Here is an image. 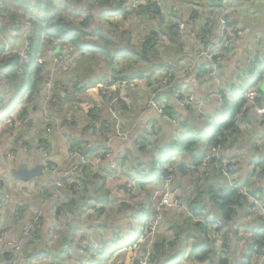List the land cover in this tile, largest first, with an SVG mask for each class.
Listing matches in <instances>:
<instances>
[{"label":"trees","instance_id":"1","mask_svg":"<svg viewBox=\"0 0 264 264\" xmlns=\"http://www.w3.org/2000/svg\"><path fill=\"white\" fill-rule=\"evenodd\" d=\"M207 1L209 2L207 5L213 6L212 10L217 11L216 17L221 15V7L224 5L225 0ZM229 1V7L230 9H233V12L229 13V16H232L229 22H231V25L235 26L241 33L239 36H233V42L231 45L232 53L235 48L237 49L236 46L240 45V43L244 40L245 26L242 24L240 19L242 17L241 11H244V8L248 9V6L250 5L248 3H251L252 1L260 2L262 0ZM146 2L147 5L145 6L144 11L146 13H153L157 24L162 26V28L160 32H152L149 37H145L146 42L143 44L140 53L133 51L134 55L141 58L143 63L146 62L145 59L148 56L150 58H155L158 61L162 59V55L159 51L165 44L162 45L159 42H156L157 40H153L154 38H158L159 35L163 37L167 35L168 40L175 42L177 46L181 43L177 40L180 35L179 32H172V29L175 26L176 28L180 26L179 23L172 25V22H170L171 26H163V23L167 18V15H165L162 11L164 8V2L161 5H158L152 0H146ZM124 3L125 0H86L85 3L83 0H1L0 7L2 11L11 10L12 12H15L23 21H29L30 26L24 24L25 33L27 34L26 40L30 43V51L28 53L31 52V42L33 43V39L35 38L37 32H39L41 37H44V39L41 40L43 46V55L41 60L43 63H34L31 66L26 83H24L23 80V75L25 74L24 69L25 65L30 61H21L18 53L22 49V46L12 50L14 54L12 51L4 53L3 48H1V44L4 42L0 38L2 42L0 44V73L4 79V81L0 84V102L2 101L3 96L14 89L23 88L30 94L27 99L28 101L26 102V106L20 105V98L18 99V105L16 106L17 118L22 119L26 117L27 119V122L24 125L25 128H30V126L34 123V115H38V112H36L37 104L30 107L28 103L36 97L40 98L42 96V83L47 81L49 78L48 75L51 73L49 71L53 67L55 53L58 57L62 58V60L69 57L71 53H73V55L77 53L78 59H75L76 62H81V54H84V56L89 55L92 59L100 58L102 60L108 59L114 61L118 60L117 55L120 52L132 54V51L129 48H124L115 41L110 40L111 36L119 38L120 34L126 31V29H121L115 18L116 16H121L122 21H125L128 14L126 13ZM88 4L91 5V10L89 9ZM172 8H175V6H172L171 9ZM250 9L254 11V7L251 6ZM59 10H63L64 13H58ZM174 13H177V9ZM192 14L194 20L199 18V14L196 10H194ZM11 18L13 20L14 16L11 15ZM0 19L4 20L2 13H0ZM208 20L209 19H207V24ZM89 22H91V24H88ZM217 23L218 20H214L213 25ZM207 24L199 23L198 28L201 29L199 32H201L202 35H205L206 32L209 35L212 34V39H216L219 36V30L217 27L215 28L212 26L211 30L207 31ZM91 37H95L97 41L95 42ZM123 38L124 37H120L118 41H121ZM258 39L259 37H257L256 40ZM261 39L264 38L260 37L259 40ZM45 40L49 42L47 45L44 44ZM129 41L130 37H127V41L125 43L129 44ZM260 42L264 44L263 40ZM52 43L57 45V49L53 48V55L50 56L46 54V52L47 46ZM65 45L68 46V49L66 50V53L61 54V48ZM208 45L209 43H205L202 45V48L205 49ZM144 46H148L147 51ZM110 47L117 49L119 52L111 50ZM148 51L152 52V54H149ZM180 51H182V49H180ZM260 52L263 53L260 55ZM164 54L166 57H171L169 50L165 51ZM256 54L257 56L253 61H251L250 58L245 61L243 67L240 65L237 66L236 71L234 72L235 77L227 79V77L224 78V76L221 77L220 75V78H222V87L220 92L223 102L221 105L216 103L214 107L209 110L205 109L207 111L208 118L202 117L205 105H203V108L201 107V113L191 110L186 111L189 115L196 114L194 118L200 121L199 123L202 125L201 129L194 128L192 121L187 117L179 115L180 119H175L174 116L171 115V118L177 122V125L170 123L175 130L182 125L185 126L188 122L190 124L188 130L185 129V134H182L179 137L180 146L176 152L170 150V152H167V155L162 156L158 160L155 159V156H153L154 153L151 152V158L148 164L135 159V161L138 162L137 165L131 159L130 155L126 153L124 154V158L114 157L112 159V164L108 173L104 172L103 169L106 168H102V165L99 164V159L97 168L93 165L83 167L84 172L80 182L82 195H80L79 191L73 189L72 184H67L66 181H64V186L61 188L53 186V180L50 174L46 172L45 167H43L42 176L28 183L13 179L11 171L17 169L20 165L14 164L13 162H16V160H12L11 157H7L6 151L2 152L0 159L3 160L4 163L0 162V178H2L3 175L8 173L10 174L13 182L11 187L12 193H14L13 190H15L16 181L23 184L24 188L23 186L21 187L23 190H28L29 183H34V187L32 189L36 194L31 196L37 198L34 200H24L18 197L15 198L14 208L16 209V212H19L20 214L18 215V213H16V224L19 223V228L22 229L26 225H30L31 221L38 216L40 225L37 229L33 230V240L31 242L26 240L22 243L21 253L7 250L4 251L3 255L2 252L0 258L2 257L6 261L0 262V264H11L10 260L16 259L19 254L25 258L20 264H123L126 261L125 258H129V254L131 257L137 259V262L133 261L130 264H138L139 261L143 260V254L146 253V251H149L147 249L148 242H143V237L148 232L150 226L154 223L157 215L160 216V219L156 227V235L150 245L147 264H264V213L261 209L260 213L256 212L259 210L256 208L258 204L262 205L258 201H264V149L261 152L260 145L255 141L256 137L252 136L245 144L247 159L252 155L253 156L245 164V166H243L244 164L242 166L238 165V168H236V171L245 170V173H243V181H246L245 184H235V187H230L228 193L221 196V198H218L210 191L202 197L205 201L209 198L206 214L211 215L215 213L216 215L213 214L216 216L215 221H208L207 218L203 216L204 211L201 212V208L197 207V203L194 200L193 202L190 201L191 203L188 205V209L193 211L198 219H200L195 233H191L187 230L188 227L186 225L190 224L191 218H187L185 209H183V211H179L160 207L158 206V196L156 195V192H160L163 189V179L166 175H168V173H176L177 182H180V179H188L191 171V163L187 165L184 160L190 158L196 163L211 147H220L225 150V147L228 144H231V140L237 135V131L240 130V126L246 125V123L250 124L248 119H252L250 117L252 115V113H250L251 108H248L243 114H241L242 107L245 102L244 98L248 91L255 90L261 97L257 103L264 106V48L261 49V51L257 50ZM65 55L66 57H64ZM183 56V61H181L182 57H178L174 60V64L178 62L186 63L188 58L185 55ZM7 57L11 59L5 66L4 60ZM260 57H263V59L260 60ZM228 58L229 57L227 56L225 59L226 61L222 62L220 68L227 64ZM164 63H162V65H164ZM99 64L100 63L97 65ZM66 65H68V62H66ZM126 66L128 67L125 69ZM130 66L131 65H129L127 61L124 62V65L120 68L115 66V71L125 73L129 78L140 77L144 79L149 78L160 70L159 68L158 70L150 72V75H146L148 72L144 71L143 75L138 76L134 72L130 73L128 71ZM172 68L173 67L169 69ZM46 69L49 71L46 72ZM199 69V71H204V66L201 65ZM54 70L55 71L52 72L53 74L57 71V68ZM68 70L69 65L66 72ZM64 73L65 71H63V74ZM63 74L61 76V81L65 80V78H63ZM111 74H114V72L110 71L109 75ZM66 75H69L70 78L72 76V72H67ZM243 75H246V79L247 77L250 79L254 78L253 80L251 79L249 88H247L236 100L234 107L228 109L226 107L228 100L225 91L231 95L235 85L245 81L242 79ZM199 76L200 75H198V79ZM200 80L201 82L203 81L201 78ZM6 81L9 83H7V86L4 85ZM174 81H176V78ZM212 87L214 93L215 87L210 86L209 88ZM80 89H83V87ZM66 91L69 90L67 89ZM52 99H54V101ZM59 99L60 96L58 94H53L49 97V100L52 103H58ZM53 105L54 104H52V106ZM1 106L2 103H0V107ZM19 107L22 108L20 111L18 110ZM124 107L125 105L120 108L123 109ZM125 110L126 107L122 110V113H120L119 109L118 114L124 115ZM164 110L167 114L173 113V108H164ZM101 111L102 106H97L94 110L90 109V112H94L95 115L99 113L101 114L97 115L99 120L98 122L100 124L110 123L113 129V124L115 125L114 120L110 118V115L107 112ZM220 111L223 113L221 121L211 119L212 115L217 116ZM123 115H121V119L124 121ZM254 117L259 122L257 124L260 125L258 126L260 129L258 135L264 134V127H262L264 126V121H260L256 116ZM81 119H83V117H78L80 125L84 127L77 138H74V134H69L68 132H65L66 135H64L65 138H68V140L74 138L72 140L75 144L72 143L69 146L68 144H65V146H63L66 149V154L73 151L92 158L95 155L93 153H101L98 152L97 149H88L87 147L91 146V134L96 131L98 123H92V125L88 126L85 124L84 120ZM66 120L68 119L63 117L61 120L59 119L57 121L65 125V130L68 131ZM29 121H31L32 124H29ZM50 122H52L51 119ZM144 124H148L147 121H144ZM69 126L75 128L74 126ZM86 126L87 129L83 132ZM128 126L129 124L124 122L121 125V129L125 132L128 129ZM6 127L7 126L5 124V128ZM9 129H11V127H9ZM11 131L13 132L12 129ZM110 132H112L111 129ZM210 132L213 133L209 138V142L205 144V147L209 149L202 151L200 150L201 148H198V144L202 138ZM7 134L8 131L5 129L0 136H3L2 138H4ZM51 135L53 137L50 139V145L46 140L42 139H39V143L45 144L48 148L55 150V148H52L53 144H56L59 140L63 139V136L61 135L57 137L53 134ZM142 135L144 136L143 133ZM173 140L169 143L170 145L175 143ZM137 141H139V143H143V148H146L145 145L149 142L146 135L145 138L142 137ZM99 146L102 147L100 150H109V147L105 146L104 141L97 145V147ZM178 157L182 160H179V162L176 163L175 160H178ZM42 160H39L38 164L43 166ZM103 160L105 159L103 158ZM252 160L257 161L260 166V169L257 170L255 168L253 170V173L255 174L259 171L258 177H254V174L252 177L248 176L249 163ZM156 161L159 162L158 172L157 175H152L150 170L156 171ZM171 162L173 165L171 172H169L168 167H170ZM132 164L135 165V168L142 167L145 170V175H140L138 173H136V175H132V172L130 171ZM49 165L57 166L56 163L52 162V160L49 161ZM7 166H10V169H8ZM28 166L30 165L28 164ZM137 175H139V178L136 177ZM82 179H84V181H82ZM254 179H257L255 184L254 182L249 183L250 180ZM109 181L115 183L114 187L120 188V196L113 193L110 197ZM128 184L131 185L132 189L129 190L127 188ZM159 184L160 186L157 187ZM212 184L215 183L213 182L209 185L211 186ZM185 186L186 188H189V185ZM4 187H6V185ZM242 188H246L248 190L249 195L254 197L256 204H252L251 199L248 197H245L244 201L239 200ZM104 189L107 191L102 193ZM149 189H151V191ZM202 189L204 190L205 188ZM54 191L58 195V199H52L50 197ZM0 193H2L1 190ZM43 194L46 195L47 198H43ZM256 197H258V199ZM135 201H139V203L135 204ZM154 201L155 205L153 204ZM219 201L221 202V206L218 205ZM208 206L210 208H208ZM26 208L31 210L25 211ZM251 209H255V211H252ZM23 212L25 215H22ZM175 212H178L176 215L180 219L181 224L186 227V230H180L178 221L175 220L174 216L171 214ZM46 213L48 218L51 220L50 226L47 228V230H49L47 232L49 235L48 237H46V233H44V220L46 218ZM115 214H119V216H116ZM23 219H25V221L21 224ZM118 221L122 222L121 225L118 224ZM136 222H139L142 226V233H140L135 241L132 240L128 245L118 247L117 245L122 242L125 234ZM206 226L211 227V235L215 238V241L219 242V247H222L221 251H216V244L213 243L215 241L212 237H208V232L205 233L206 236L203 237L199 234L201 231H206ZM244 226H247L246 229ZM0 227H2V224H0ZM56 227H58V230H56ZM6 229H0V233L6 231ZM51 229H53L52 233L50 232ZM20 231L18 233H20ZM240 231L242 232L241 236H239ZM58 232H63L62 234L64 236L62 242L65 245L64 248H62L64 251L60 252L57 250V254L60 257H57L51 249L45 247L37 249L38 241L41 240L43 235L44 238L47 239L50 236H53V234L58 235ZM163 232L165 233L164 235H162ZM166 233L168 235H166ZM220 233H222L221 236H219ZM229 234L230 236L228 240ZM245 236H247L248 239H244ZM240 240H243V246H240ZM190 241L195 244L193 252L189 251L188 255L185 252L182 261L179 260L180 255L185 250L184 246H188ZM84 242L90 243V246L83 250L81 245ZM133 244H137V248L135 250H131ZM126 251L129 252L126 257H124L123 254L120 256L117 254V257L113 258L116 253H126ZM177 253L180 255H178L174 261H170V259L176 256ZM222 254L225 257H222ZM233 255H239V258H235Z\"/></svg>","mask_w":264,"mask_h":264},{"label":"rangeland","instance_id":"2","mask_svg":"<svg viewBox=\"0 0 264 264\" xmlns=\"http://www.w3.org/2000/svg\"><path fill=\"white\" fill-rule=\"evenodd\" d=\"M84 3L86 2V0H83ZM153 2H156L158 5H161L164 2V8H163V12L165 15H167V18L165 20V22L163 23V26L167 25V26H171L170 22H172V25H176V24H180V26H178L176 28V26L172 29V32L178 31L179 32V37L177 38L178 41H180L181 43L177 46V44L175 42H172L170 40H168V36L165 35V37L159 35L158 38H154L153 40L156 42H159L160 44H165L161 47L160 49V53L162 55V59L160 61H158L155 58H150L149 56L146 57L145 59V63L142 62L141 58H138L136 55H134V52L140 53V50L143 46V44L146 42L145 37H149L150 34L152 32H160L162 26H159V24H157V21L155 19V16H153V13H146L144 11L145 6L147 5L146 0H125L124 3V7L126 8V13L128 14V16L126 17L125 21H122L121 16H116V21L119 23L121 29H126V31H124V33L120 34V37H124L121 41H118L119 38H116L115 36H111L110 40L111 41H115L116 43H118L119 45L123 46L124 48H129L132 51V54H127L126 52H120L117 56H118V60L114 61V60H102L100 58H95L92 59L90 58L89 55H85L81 54L80 58H81V62H76L75 59H78V55L77 53L75 55H73V53H71V55L69 57H66V55L64 57H66L65 60H63L64 66H67L68 69V65H69V70L67 72H72V76L69 78V75H66V71L63 74V70L57 68V71L53 74L51 71L46 69V72H51L48 77L54 82L51 83L50 81V85L53 86L54 88H56L57 90H61L60 86L58 85L59 83L63 84L65 83V89L63 91L57 92V91H53V93L58 94L60 96L59 102L58 103H52L49 100V91L51 89L54 88H45L43 90V94L42 96L36 97L34 100L30 101L28 103V105L31 106H35L36 104V112H38V114H40V119H38V116L35 118L34 115V123L32 126H30V128H25L24 126H21V122H23V119H18L16 114V106L18 105L17 101L20 98L21 102L20 105H25L26 106V102L28 101L27 99L29 98V93L26 92V90H24L23 88H18V89H14L11 92H9L8 94H6L5 96L2 97V101L0 103H2V106L0 107V134L3 133V131L5 129H8V126L12 127L17 126L20 124L21 129L23 132H25L27 135L24 136L25 140H27V142H29V146L27 150V161L29 159H33L35 153L39 152V148L37 146V143H39V139H37L38 136H42L44 138H46L45 140L49 141L50 138H52L53 136L51 134H46L44 131V127L46 125V123L48 122V126L53 125L55 121L57 120H61L63 117L67 121V129L68 131H62V136L63 139H61V141L64 144H68L69 146V141L71 142V144H75V142L72 140L74 138H77V136H79V134L81 133V130L83 129L84 126L80 125V121L78 120V117L82 118L81 120H84L85 124L90 126L92 125V123H98L96 126V131L91 134V146H87L88 149H97L98 152H101L102 147L99 146L97 147V145L100 144L101 142V138L99 137V125L100 123L98 122V116L97 115H101L100 113L95 115L94 112H90V109H95L97 106L101 107L102 106V111L106 112L107 108L106 106L103 104L102 99L100 98V95L104 92V90L102 88H100L99 85H103V83L106 80H109V70H107L106 65L110 68V70L112 72H116L115 71V66L117 68H120L122 65H124V62L128 61V64L131 65L130 67H135V72L138 76L143 74L142 70H149L147 71L148 74L146 75H150V72H153V69H159L158 73L163 74L167 69L172 68V70L174 71V73L176 74V72L179 69H182L183 67V63H178V64H174V60H176L178 57H182L181 61L184 60V56L185 55L187 58H191L194 53L200 48V44L201 46L204 45L205 40H200L199 37L202 36V33L199 32L198 28V24L199 23H206L207 24V19L208 20V24L206 25L208 28L207 31H209V28L213 27H217V24L220 23L219 18H229L231 19L232 16H229V13L233 12V9L226 8V4L228 5L229 2L228 0L224 1V5L221 7V15H219L218 17H216V12L213 9V6L211 5H207L209 4V2L207 0H152ZM0 4H1V0H0ZM166 4V6H165ZM204 7H203V6ZM172 6H175V8H172ZM89 7V4H88ZM91 10V7L89 8ZM177 9V13L176 12ZM196 10L199 14V18L197 20H194L193 18V14L192 12ZM174 11V12H172ZM0 13H2L3 18H4V22L8 23V30L5 34H1V35H7L10 39L9 42L7 40H5L6 46L5 44H1V48H3V52L4 53H8L11 52L12 50L10 49H15L17 44L21 42L22 38H26L25 34V25L22 22L23 20L15 13L12 12L11 10H5L2 11L1 7H0ZM58 13H64L63 10H59ZM11 15L14 16L13 20L11 18ZM214 20H218V23L213 25ZM105 21V20H104ZM183 22V23H182ZM88 24H91V22H89ZM231 25V22H230ZM235 30L236 27L231 25ZM218 28V27H217ZM212 35V34H211ZM209 36L206 32L205 37ZM237 36V35H235ZM127 37H130V41L128 42L129 44H126L125 42L127 41ZM95 42L97 41V39L95 37H91ZM44 37H41V35L39 34V32H37L35 38L33 39V43L31 42V52L28 53L29 55V59L30 62L28 64L25 65V74L23 75V80L24 83L27 82V77H28V73L31 69V66L35 63L37 64L42 58L43 55V46L41 43V40H43ZM11 40V43H10ZM44 42L49 43L47 40H45ZM129 46V47H128ZM264 44L262 42L258 43V48L259 47H263ZM21 47V45H20ZM10 48V49H9ZM53 48L57 49V45H55V43H52L51 45L47 46V52L46 54L52 56L53 55ZM111 50L113 51H118L117 49L110 47ZM145 50H148V46H144ZM196 48V49H195ZM62 52H60L61 54L66 53V50L68 49V46H62ZM180 49H182V51H180ZM169 50L170 54L172 56L175 57H166L164 52ZM72 52V51H71ZM119 52V51H118ZM193 52V53H192ZM115 53V52H114ZM149 54H152V52L148 51ZM55 58H60L57 56V54L55 53ZM11 58H6L5 61V66L6 64L9 62ZM62 59V58H61ZM261 60V59H260ZM66 62H68V65H65ZM165 62V63H164ZM98 63H100L99 65H97ZM162 63H164V65H162ZM152 64V65H151ZM151 65V66H150ZM178 66V67H177ZM128 66L125 67V69ZM142 68V70H141ZM106 70L107 73H104L100 76L95 77V74H99L102 71ZM132 73V71L130 72ZM157 73V72H156ZM179 73H181V71H179ZM224 70L221 71V74L223 75ZM63 74V78H65L64 81H61V76ZM125 74V73H124ZM126 75V74H125ZM145 75V76H146ZM127 76V75H126ZM153 77V76H152ZM80 78V79H79ZM176 79H178L180 82H186L188 81L187 79H183L181 77V75L179 74L178 76L175 77ZM254 78V77H253ZM253 78H251L253 80ZM49 79V80H50ZM134 79H140V77H134ZM245 81L242 83H238L235 85L234 89L231 92V95H229V93L227 91H225V93L227 94V100H228V104H227V108L231 109L234 107L236 100L239 98V96L247 89L249 88V83L251 82V79L247 77L246 79V75H243V78ZM141 80V79H140ZM142 80H148V79H142ZM2 81H4L2 74L0 73V84L2 83ZM175 82V81H174ZM7 81L4 83L5 86H7ZM56 83V84H55ZM9 84V83H8ZM176 84V82H175ZM219 84L222 85V78H220L219 80ZM81 87H83V89H80ZM69 91H66V90ZM100 89V90H99ZM203 90V89H202ZM178 92L181 93L183 96L185 95V92L188 93H192L193 92L188 88V87H184V84L181 83L178 86ZM67 95H73L71 100H67L66 96ZM131 95V94H129ZM127 95L124 98H121V101L123 99V102H125V106L128 105V101H132L131 97ZM194 95V94H193ZM132 96V95H131ZM145 96V95H144ZM196 97V96H195ZM133 98V96H132ZM135 99V98H133ZM54 101V99H52ZM24 103V104H23ZM133 103V102H131ZM52 104H54L52 106ZM172 107H175L174 102L172 101V98L170 96V94H166V99H165V103H164V108L165 109H170ZM200 105L196 106V109H200ZM22 108L19 107L18 110L20 111ZM120 109V113H122L121 108ZM119 109H117V113L119 111ZM101 111V112H102ZM174 111V109H173ZM191 111H195V106L194 109ZM91 113V114H89ZM182 113V112H179ZM126 114V113H125ZM123 115V114H121ZM120 114H118L119 117H121ZM175 119L179 118L178 114H174L173 115ZM191 116H196V114H193ZM202 117L203 118H208L207 116V111L205 109H203V113H202ZM59 118V119H58ZM110 118L112 120L115 121V119L110 116ZM188 119L191 120V117L188 115L187 116ZM223 118V113L220 111L218 112L217 116L212 115L211 119H216L218 121H221V119ZM50 119L52 120V122H50ZM13 120V121H12ZM15 120V121H14ZM198 120V119H197ZM7 123V124H6ZM6 124V128L5 129H1V127L3 126V128L5 127ZM74 126L75 128L70 127ZM57 126V125H55ZM55 126H51V127H55ZM151 126L153 127L152 130H150V133H148V131L146 130L145 134H146V138L151 142L154 143L156 141L155 137L153 136L154 132L156 130H158V125L157 124H151ZM190 127L189 122L187 124L182 125L180 127L177 128V136L176 138L173 140V142L175 141V143L173 144H169V143H165L164 145H160L157 146V149L151 150L152 153H154L153 156H155V159L158 160L159 158H161L162 156L167 155V152H170V150L173 151H177L179 146H180V142H179V137L182 134H185V129L188 130V128ZM264 127V126H262ZM12 129V128H11ZM11 129H8V134H13L11 133ZM86 128L84 129L83 132H85ZM247 128L245 127V125H242V130L241 132L239 131L240 135H243L242 132H246ZM65 132H68L69 134H74V138H72L71 140H68V138H65L64 135ZM114 132V131H113ZM213 132H210L209 134L205 135L202 140L200 141V143L198 144V148H201L200 150H204V146L206 143L209 142V138L211 137ZM1 138L3 136H0ZM0 138V143H3V140ZM36 140V141H35ZM102 141H104V136L102 137ZM256 143L260 145V150L261 152L264 149V134L262 135H258V137L256 138ZM254 144V142H253ZM230 147V148H229ZM158 149H162V150H158ZM230 149V151H232L231 156L229 155L230 152L226 153V155L223 157L222 156V152L223 149H219L218 155L212 160V162L210 163L208 169H212L214 172V177L217 179L220 178V180L222 182L220 183H216L214 180L215 184H212L211 186L206 184L209 183L207 181V178L213 176V172L211 171H199L197 173V171H190L189 177L188 179H183L182 182L183 184L186 185H190V191L188 194H186L183 198L186 199V204H185V212H186V216L187 218H191V222L190 224H187L186 226L188 227L187 230L191 233H195L196 228L198 227V222L200 221V219H198V217L196 216V214L193 211H190L188 209V205H190L191 202H193V200L197 203V207L201 208L200 211H204L203 212V216L207 218L208 221H215V215L211 214H206L207 211V205L209 203V198L205 201L202 197L203 195L207 194L208 191H210L211 193L215 194L218 198H221V196H223L224 194L228 193L230 187H235V184L237 185H243L245 184L246 181H243L241 178L243 176V171H236V168H238V165H243L244 163V158L245 155L243 152L245 151V148H238L237 145L234 144H228L227 145V151ZM199 150V151H200ZM38 151V152H37ZM103 152V151H102ZM163 152V153H162ZM96 154V153H93ZM178 160H175L176 163L179 162V160H182L180 157H178ZM218 160V161H217ZM235 160V161H234ZM27 161H23L22 163H27L30 165V163L32 162H27ZM220 162L223 166L225 171H228L227 167H230L231 170L230 172H228V176H229V183L226 179L225 175H219L218 173H216V171L214 170V164L217 162ZM198 162L194 163V164H198ZM135 164L137 165L138 162L135 161ZM172 165L173 163L171 162L170 167H168V171L171 172L172 170ZM8 167V166H7ZM10 167V166H9ZM8 167V169H10ZM158 168H159V162L156 161V171L155 170H150L152 175H157L158 172ZM260 169V166L258 165V162L255 160L250 161L249 163V177H252L254 174V177H258V172L253 173L254 169ZM80 172L82 173L83 176V172H84V168L80 170ZM206 172V173H205ZM136 173L142 175H145V170L141 167V168H136L134 169V175H136ZM139 175H137L136 177H138ZM139 178V177H138ZM82 181H84V179H82ZM192 181V182H191ZM255 181H257V179L254 180H250L249 183H253L255 184ZM12 182V178L10 177V174H6L3 175L2 178H0V190L2 193H0V224H2V227H0V229L5 230L7 227H9L11 229V226H14L17 232H19L21 230V228H19V223L16 224L15 221V216L16 213L19 214V212H16V209L14 208V204H15V198H22V199H26V200H34L37 199L34 196L36 194L35 192H33V187H34V183H29L28 190H23L24 186L21 182L16 181L15 182V190L14 193L11 192L10 187H12L11 185ZM6 185V187L4 186ZM72 185H74L72 183ZM203 185V186H202ZM23 186V188H21ZM205 188L204 190L201 188ZM106 188V187H105ZM31 189V190H30ZM196 189V190H195ZM243 189V188H242ZM242 189H241V194H242ZM246 189V188H245ZM151 191V189H149ZM247 190V189H246ZM246 190H243V195L245 196L244 193H246ZM107 190H103L102 193L106 192ZM176 192H179L178 190H176ZM80 195H82V191L79 192ZM248 193V198H254L252 195H249V192L247 190ZM52 195V194H51ZM50 195V196H51ZM56 193L55 191L53 192V196H55ZM240 196L239 200H244L243 197ZM43 198H45L44 194H43ZM60 198V197H59ZM237 198V197H236ZM258 199V197H256ZM134 201V200H133ZM132 201V202H133ZM191 201V202H190ZM259 203H261L262 205L258 204V206L256 207L257 209L262 208L264 209V201H258ZM139 203V201H135V204ZM219 206H221V202L219 201ZM208 208H210L208 206ZM30 211L31 209L26 208L25 211ZM252 210V209H251ZM22 211V210H20ZM24 211V212H25ZM40 211V210H38ZM183 211V210H181ZM252 211H255V209H253ZM263 213L264 211L261 210ZM260 209L257 210V213L261 212ZM23 212L22 215H25ZM264 217V214H263ZM203 218V217H202ZM25 221V219H23L21 221V224ZM179 225H180V230L184 231L186 230V227L183 226V224L180 223L179 218L177 219ZM203 226V225H202ZM215 226V225H214ZM217 226V225H216ZM247 226H244V228L246 229ZM56 230H58V227H56ZM12 231V230H10ZM10 231L6 232V235L8 236ZM142 226L140 225L139 222H136L135 224L132 225V227L130 228V230L125 234V236L123 237L122 242H120L117 246L118 247H122L124 245H128L130 241L132 240H136L137 237L140 235V233H142ZM50 232H53V229L50 230ZM66 232V231H65ZM208 232V233H207ZM4 233V231H3ZM63 232H58V235H54L50 236L49 238H41V240L38 241V245H37V249L45 247L48 249H51L53 253L56 254L57 257H60L57 254V250H59L60 252L64 251L62 250V248H64V244L62 242L63 240ZM208 235V237H212L211 235V227H207L206 226V231H201L199 234H201V236H206V234ZM165 233L163 232L162 235H164ZM5 235V233H4ZM19 235V233H18ZM46 237H48V233L45 234ZM166 235H168L166 233ZM222 233L219 234V236H221ZM242 235V232H239V236ZM250 235V234H249ZM229 236L228 235V240H229ZM52 238V240H51ZM215 241V238L212 237ZM248 237L245 236L244 239ZM240 246H243V240H240ZM88 243V242H87ZM86 242H84L81 245V248L84 250L86 249L88 246H90L89 244H87ZM214 244H216V251L219 252L221 251L222 247H219V242L215 241L213 242ZM194 246L195 244H193L191 241L189 243L188 246H184L185 250L184 252L180 255V254H176V256H174L173 258L170 259V261H174L176 259V257L178 255H180L179 260L182 261L183 259V255L186 252L187 255L190 252H193L194 250ZM97 247V246H96ZM170 251V250H169ZM3 251L0 250V255ZM129 252L126 251L122 252V253H116L114 255L113 258L117 257V254H119L118 256H120L121 254H123L124 257H126L128 255ZM4 255V252H3ZM129 258H125V262L123 264H130L131 261L137 262V259H131L130 254L128 255ZM235 258H239V255H233ZM222 257H225L222 254ZM6 260L3 259L2 257L0 258V262H5ZM52 262V261H51ZM46 264V263H45ZM49 264V263H48ZM139 264V262H138ZM190 264V263H187Z\"/></svg>","mask_w":264,"mask_h":264},{"label":"built area","instance_id":"3","mask_svg":"<svg viewBox=\"0 0 264 264\" xmlns=\"http://www.w3.org/2000/svg\"><path fill=\"white\" fill-rule=\"evenodd\" d=\"M229 4H226V8H229L230 1L228 0ZM220 23L217 25V29L219 30V36L216 39H212V35L208 34L209 36L205 37V35H202L199 37L201 40H205L207 44V48H202L200 44V48L194 53V55L191 58H188L186 63H183L182 69H179L176 74L172 69H167L163 74L160 73H154V75L150 76L149 78H144L148 80H139L134 78L127 77L122 72H115L114 74H111L109 76V80H106L103 85H99L100 88L104 90V92L100 95V98L102 99L103 104L106 106L107 110L106 112L112 116L115 119V125L113 124V129L111 124L105 123L99 125V137L101 138L104 136V144L106 147H110V143L112 140H126L127 134L121 129V125L124 123V121L121 119V117L118 116L117 109L122 107L125 102H123V99L121 101V98L126 97L127 95L131 94L133 98L141 99L143 102V110H154L159 115H163L166 119L170 121L173 125H177V122L172 120L171 118H168V114L164 110V103L166 99V94H170L172 101L175 105L180 106L181 108L189 111L193 110L195 106V112L201 113L200 109H196V106L201 107L202 103L200 100H198L195 95L192 93L185 92V95L183 96L181 93L178 92V88L175 87L174 79L179 74L183 79L189 80L192 76V74L195 72L199 74V71L196 72L195 68L198 66H204L205 73L201 74V76L205 77L206 79V86H213L215 85V91L214 95L218 99V104L221 105L223 102V98L220 92V89L222 87L221 84H219L220 80V65L222 62L226 59L228 54L231 52V45L233 42V36L237 35L239 36L241 33L233 27L230 26L229 18H219ZM212 28V27H211ZM209 28V31L211 30ZM45 45H47V42H44ZM22 49L19 51V56L21 58L22 62H29V56L28 52L30 51V45L24 44ZM53 60V67L50 70L51 72H54L55 68L62 69L63 71L67 70V66H64V61L61 58H54ZM39 64H42L43 61L40 60L38 62ZM66 65V64H65ZM181 71V73H179ZM50 78H48L47 81L42 83L43 90L45 88H54L49 83H54ZM139 80V81H138ZM56 84V83H55ZM60 86V91H63L65 89L64 85L62 86L61 83L58 84ZM100 90V89H99ZM53 91L60 92L56 88L51 89L49 91L50 97L55 94ZM145 95V96H144ZM131 96V97H132ZM260 95L255 90H250L246 93L245 96V102L242 107L241 114L244 113L248 108H251L250 113L254 114L260 121H264V106L257 103V101L260 99ZM132 99V98H131ZM135 100V99H133ZM119 107V108H118ZM23 122H21V126H24L27 122L26 118H22ZM53 125L45 126L43 129L46 134H52L56 133L58 136L62 135V131H65L66 126L61 124L58 121L53 122ZM7 124V123H6ZM20 124L18 125V128H21ZM57 125V126H55ZM55 126V127H51ZM110 129L112 132H110ZM90 131V130H88ZM114 131V132H113ZM37 139H45L42 136H38ZM47 143L50 145L51 140L47 141ZM71 142L69 143V145ZM37 146L39 148V154L43 158V166L46 169V172L50 174L52 178V184L53 186L57 188H61L64 186V181H66L67 184H74L73 189L81 192L80 188V182L82 173L80 172L81 169L85 166H91L93 165L95 168L98 166V161H95L94 158L97 155L98 159L105 156H110L111 151L110 149L107 151H103L101 153H96L92 158L89 156H85L83 154L77 153V152H68L67 153V159H68V166L66 167H60V166H51L49 165V161L51 160V156L53 154V149L48 148L47 145L42 143H37ZM220 147H211L204 156L199 160V163L191 164L190 170L197 171H206L208 170V167L212 160L218 155ZM24 151L26 154L28 153L27 148H24ZM7 157H11L12 160L16 158L14 153H9ZM116 157L124 158V154L120 153ZM214 170L219 175H225L226 180L228 181L230 178L228 176V172H230L231 168H228V171H225L224 166L217 162L214 164ZM176 173H168L163 179V189L160 192H156V195L158 196V206L164 207L171 210H179V209H185L186 199L182 198V196L177 197L174 193V184L177 182L176 180ZM229 182V181H228ZM231 183V182H229ZM127 188L130 190L132 189L131 185L128 184ZM246 190L245 188L242 189ZM245 196H242L243 199L245 197H248V193L246 190V193H244ZM45 198L46 195H44ZM52 199H58V195L56 194L53 196V194L50 196ZM244 201V200H240ZM252 204H256V201L254 198H251ZM24 209V208H23ZM22 209V210H23ZM263 210L262 208H259ZM160 219V216H156L154 223L150 226L148 232L143 237V242L146 241L147 243V249L150 251V245L152 240L154 239L156 235V227L158 224V221ZM39 220L38 216H36L33 221H31L30 225H26L23 227L18 235V237L14 241L6 240V234L0 233V250L1 251H7L10 250L11 252H19L21 253V247L22 243L26 240L32 241L34 238L33 230L37 229L39 227ZM90 245V243H87ZM137 248V244H133L131 247V250H135ZM149 251H146L144 253L143 260L139 261V264H147V258L149 256ZM24 257L21 256V254L18 255L16 259L10 260L11 264H20L24 261ZM131 259H134L131 257ZM133 261H131L132 263Z\"/></svg>","mask_w":264,"mask_h":264},{"label":"crops","instance_id":"4","mask_svg":"<svg viewBox=\"0 0 264 264\" xmlns=\"http://www.w3.org/2000/svg\"><path fill=\"white\" fill-rule=\"evenodd\" d=\"M248 4H250L248 6V9L244 8V11H241L242 17L240 18L242 24L245 26L244 40L240 43V45L236 46L237 49L235 48V50H233L232 53L230 52L228 54L229 58L227 59L228 60L227 64L220 68L221 77L224 76V78L227 77V79L235 77L234 72L236 71V68L238 65L243 67L245 61L247 59H250V58H251L250 60L253 61L254 58H256V56H257L256 51L257 50L261 51V49L264 48V47H259V48L257 47L258 42H260L261 40L264 41V39L259 40L260 37L264 38V0H262L260 2L252 1L251 3H248ZM251 6L254 7V11H252L250 9ZM89 7H91L90 4H89ZM27 21L28 20H24L23 22H27ZM3 25L7 27L8 23H6V22H4V20L0 19V27ZM7 30H8V27H7L6 31H4V32L0 31V38L3 40L5 46H6L5 40H7L9 42L10 38L7 35H1V34H5L7 32ZM257 37H259L258 40H256ZM1 43L2 42L0 40V44ZM10 43H11V40H10ZM24 44L30 45V43L26 40V38L23 37L21 42L17 44L15 49L20 47V45L23 46ZM15 49H10V50H15ZM12 53L14 54L13 51H12ZM262 53L263 52H260V55ZM171 57H175V56L171 55ZM259 59L262 60L263 57H260ZM224 61H226V60H224ZM178 63H176V64H178ZM125 64H127V63H125ZM106 68H107V70L111 71L107 65H106ZM141 70H142V68H141ZM148 70L145 69L142 71L146 72ZM155 70H157V69H153V71H155ZM199 70H200L199 67L196 66L195 71L198 72ZM222 70H224L223 75L221 74ZM128 71L129 72L132 71V73L134 72L136 74L135 67H133V66L130 67ZM158 72H160V71H157V73ZM205 72H206L205 70L199 71V74L194 72L192 74L191 78L186 82H183V81L180 82L178 79H176L175 87L178 88V86L181 83H183L184 87H188L194 93V95L198 98V100H200V102L202 103L201 107L203 108V105H205L203 109L209 110V109L213 108L216 103L218 104V102H217L216 96L213 93V87L209 88V86H206V79H205V77L201 76V74H203ZM104 73H107L106 70L102 71L99 74H104ZM99 74H95L94 76L95 77L100 76ZM198 75H200L199 79H198ZM200 78L203 80L202 82H201ZM140 79L142 80V78H140ZM63 85L65 86V83ZM213 86H215V85H213ZM129 96L131 97V95H129ZM131 100L132 101L129 100L128 101L129 104L125 106L126 110H125L124 115H123L124 122L126 124H129L128 129L125 131L127 134L126 140H124V141L117 140V139L112 140L110 143V147H109V149L112 153L110 156L103 157L105 160H103V158L101 157V159L99 158L100 159V161H99L97 155L94 158V160L96 159L95 161H99V164L102 165V168H106V169H103L105 173H108L110 166L112 164L111 163L112 159L114 157H116L117 155H119L120 153H123V154L127 153L128 155H130L131 159L134 162H135V159L136 160L138 159V160H140V162L142 161V162H146L148 164V162L150 161V158H151V150L156 149L157 146L164 145L165 143L171 142L177 136V131L175 130V128H173L171 126L170 121L168 119H166L163 115H159L158 113H156L154 110H151V109L143 110V102L141 99L135 98V100H133V98H132ZM131 102H133V103H131ZM263 103H264V99H263ZM177 106L178 105H175V107H172L174 109V111H173V113H169L167 115L168 118H171V115H174V114L182 115L184 117H187L189 115L186 112L187 110L181 108L180 106H178V107H180L182 110H184V111H182V112H184V114L176 111L175 108ZM200 111H201V109H200ZM38 115H39L38 119H40V114H38ZM160 116H162V117H160ZM189 116L191 117L193 127L196 129H201L202 125H201V123H199L200 121L196 120L191 115H189ZM254 116L255 115L252 114L250 116L252 119H248L250 124L246 123L245 127L247 128V130H246V132H242L243 135H240V133H239V131L241 132V130H242V125L240 126V130L237 131V135L234 137V139L231 140V144L237 145L238 148H245V144L248 142L249 139H251L252 136L257 138V136L260 132V129L258 128V126H260V125L257 124L259 122ZM36 117H37V115H35V118ZM171 119H173V118H171ZM179 119H180V117H179ZM144 121H147L148 124H144ZM29 122H31V121H29ZM47 124H48V122L46 123L45 126H47ZM151 124H157L158 125V130H156L153 134L156 141L154 143H151L149 141L146 145L144 144L146 146V148H143V143L142 142L139 143V141H137V140H139L142 137L145 138L146 130L148 131V133H150V130L153 129ZM9 127L10 126H8V129H9ZM4 128H3V126L1 127V129H4ZM11 128H12L13 132L11 130L10 131L13 133V135L7 134V136H5L4 138L0 137L4 141V143H0V155L4 151L7 152V155L12 152L16 156V158L14 159V160H16V162H13V163L23 165L22 162L27 161V157H26L27 154L24 151V148H28L26 146H29V142H27V140H25V138H24V136L27 134L25 132H23L22 130H20L21 128H18L17 126H15V124ZM142 133L144 134V136L142 135ZM52 134L59 137L55 133H52ZM45 139H42V140H45ZM252 143H253V141H252ZM63 145L65 146V144L61 140H59L56 144H53V146H52V148H55V150H53L51 160H52V162L56 163L57 166H60V167H66L69 164L68 159H67L66 149ZM208 149L204 146L203 151L208 150ZM228 152H230L229 155L231 156L232 151H230V149L227 151V146H226L225 150L223 149L222 156L224 157L226 155V153H228ZM243 153L245 155V158L243 159L244 160L243 166H245V164L250 160V158L253 155L247 159V153L246 152H243ZM33 157H34L33 159H29L27 161L29 163L32 162V163H30L31 167L37 165L39 160H42V156L39 153H35V155ZM184 161L186 162L187 165L189 163H191V164L195 163V161L191 160L190 158H188L187 160H184ZM0 162L4 163L3 160H1V159H0ZM24 164H27V163H24ZM4 165H6V164H4ZM134 168H135V165L132 164V168L130 170L132 172V175H134V172H133ZM208 171L213 172L212 169H208ZM241 171H243L245 173V170H241ZM4 172H5V170H4ZM241 179L243 180L244 176H242ZM181 180L182 179L179 180L180 182H178V183L176 182L174 184V193L177 197L182 196V198H183L186 194L189 193L190 185H189V188H186V186H185L186 184H183V182ZM214 180H216L215 181L216 183L222 182L220 180V178L217 179V176H216V178L214 177V172H213V176L207 178V181L209 183H206V184L209 185V184L213 183ZM11 185H12V183H11ZM109 186H110V197L113 195V193L117 196L121 195V193L119 192L120 188L114 187L115 186L114 182L109 181ZM159 186H160V184L157 187H159ZM10 189H11V187H10ZM176 190H178L179 192H176ZM153 204L155 205V201L153 202ZM181 210H183V209H179V211H181ZM177 213L178 212L171 213L174 216L175 220L178 219V217L176 215ZM115 215L119 216V214H115ZM50 222H51V220L48 218V215L46 213V218L44 220V230H45L44 233H47L49 231V230H47V228L50 226ZM112 223H114V222H112ZM121 223L122 222L118 221V224L121 225ZM10 230H12V231H10ZM7 231L8 232L10 231V233L8 236L6 235V240L8 238V240L14 241L18 235V232L15 230V227L11 226V229L9 227H7L6 231H4L5 234Z\"/></svg>","mask_w":264,"mask_h":264},{"label":"water","instance_id":"5","mask_svg":"<svg viewBox=\"0 0 264 264\" xmlns=\"http://www.w3.org/2000/svg\"><path fill=\"white\" fill-rule=\"evenodd\" d=\"M6 29L7 27L4 25L0 27L1 32L6 31ZM72 97L73 95H67L66 99L71 100ZM175 110L178 112L184 111L178 106L175 108ZM182 113L184 114V112ZM29 123L31 124L32 122H29ZM42 174H43V167L40 164H37L32 167L28 166L27 164H23V165H20L17 169H14L11 171V176L13 177V179L20 180L21 182H24V183H28L36 178H39L40 176H42Z\"/></svg>","mask_w":264,"mask_h":264},{"label":"clouds","instance_id":"6","mask_svg":"<svg viewBox=\"0 0 264 264\" xmlns=\"http://www.w3.org/2000/svg\"><path fill=\"white\" fill-rule=\"evenodd\" d=\"M24 24H26V25L30 26V23H29V21H27V22H24ZM24 35H27V34L25 33Z\"/></svg>","mask_w":264,"mask_h":264}]
</instances>
